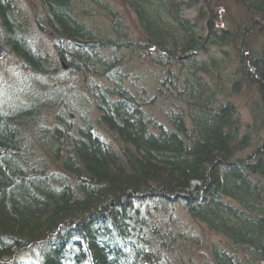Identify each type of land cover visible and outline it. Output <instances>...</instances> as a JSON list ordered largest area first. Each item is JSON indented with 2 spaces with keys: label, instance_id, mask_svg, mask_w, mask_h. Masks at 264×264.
I'll return each mask as SVG.
<instances>
[{
  "label": "trees",
  "instance_id": "obj_1",
  "mask_svg": "<svg viewBox=\"0 0 264 264\" xmlns=\"http://www.w3.org/2000/svg\"><path fill=\"white\" fill-rule=\"evenodd\" d=\"M13 1L0 0L4 47L35 74H51L50 60L24 38ZM87 1L111 14L116 24L113 41L110 35L100 38L94 28L79 20L77 14L88 9ZM201 1L122 0L136 13L144 37L133 43L113 0H40L47 24L41 27L62 41L85 47L60 49L71 76L81 74L83 79L85 73L84 84H88L92 81L89 76L104 72L111 81L93 88L97 122L92 123L94 114L84 111L85 121L75 130L74 120L66 118V108L53 113L59 125L47 121V116L42 120L43 110L56 101L45 92L57 89V83L50 82L47 88L40 83L38 93L12 107L0 105V264L13 258L15 249H31L44 242L60 224H70L71 236L58 242L59 249H43L38 264H122L130 258L125 250L117 247L112 252L103 242L99 244V232L89 233L84 223L91 216L107 215L111 206L116 208L129 198L144 197L157 208L164 205L163 209L177 202L184 204V198L191 206L196 204L198 208L190 212L231 241L230 251L223 246L212 248L216 264H244L245 258L264 264V146L249 157L251 163L235 157L248 144L250 128L243 125L237 107L225 95L227 87L223 88L225 79L221 78L225 72L230 77L241 73V82L252 83L262 93L264 108V37L256 34L258 28L264 29V0ZM140 46L147 54L137 53ZM117 53H123L124 60H115ZM154 53L160 55L158 61L152 60ZM144 57L159 68L171 65L169 74L163 79L160 76L152 96L159 106L170 105L169 112H163L169 127L150 126L149 116L154 112L144 113L141 100L146 101L145 96L134 93L120 77L131 70L135 58ZM262 120L264 126V117ZM97 123L105 128L118 152L104 144V136L95 130ZM28 129L29 135L23 136L22 130ZM32 141L34 147L53 146L49 152L56 154L75 186L65 179L56 189L50 186L47 173L42 175L49 169L45 159L34 163L36 150L27 144ZM33 165L41 169H31ZM192 181L198 183L200 192L189 190ZM130 220L120 221L121 235L130 236ZM157 235L158 239L151 233V239L142 242L152 245L155 241L164 255L171 249ZM70 244L73 250L69 254L73 255L66 261L62 254ZM139 252L142 262L126 263L156 264L147 260L153 254L144 248Z\"/></svg>",
  "mask_w": 264,
  "mask_h": 264
},
{
  "label": "rangeland",
  "instance_id": "obj_2",
  "mask_svg": "<svg viewBox=\"0 0 264 264\" xmlns=\"http://www.w3.org/2000/svg\"><path fill=\"white\" fill-rule=\"evenodd\" d=\"M87 3L88 9L78 12L77 14L79 20L81 22L84 21L90 28H94L96 30V35L100 38H103L101 35L108 37L110 35L109 38H112L111 40L113 41V31H115L116 24H113L114 20L111 18L109 11L104 7L101 8L100 6H95L94 3L89 1H87ZM201 3L205 4V1L202 0ZM112 4L117 7L119 13H121L123 22H126L127 24L128 39L130 42L132 40L133 43H135L139 40V37H143L136 13L133 12L131 8L125 4V2H122V0H113ZM13 5L16 7L17 16L22 21V28L26 34L24 38L26 40L29 39L33 48L37 52L40 51L42 56H45L46 59L50 60L51 63L49 62V70L52 72L51 74L53 76H48L51 74H35L34 71L28 69L23 64V61L20 60L19 56L17 57L14 53H10V51L4 47L2 43L3 40L0 39L3 50H5L4 53L0 52V94L2 96L0 98L3 100L0 103L1 107H3V105L5 107H12L15 103L26 101L25 98L30 97L31 94L35 95L38 93V89L36 90V88L37 86L40 87V83H42L44 88H47L50 82L54 84L57 83V89L52 91L47 90L48 93L45 92L48 98L56 101L51 104V107H47L43 110L42 120L44 121L45 116H47V121L52 120L54 125H59L53 113L64 112V108H66L69 110L66 113V118H72L74 120V125H72L74 130L80 126L83 121H85L86 111H90V115L94 114V117L91 120L93 121V124L96 123L99 112H97V108H95L92 98L94 90L91 88L90 83L84 84V79L86 77L85 73L83 79H81V74L71 76V71L67 70L66 60L60 57L61 47L66 51H72L74 48L83 49L85 47H80V45H78L76 42L71 43L69 41H62L59 37H56L52 31L48 30V28L44 29L41 27V24L43 25L44 23L46 27L47 24L45 16L46 10L41 4L40 0H14ZM229 12H232V9H229ZM108 19H110V23ZM256 34H258L259 37L262 36L263 38L264 29L258 28V33ZM254 38L258 41L262 40L256 37ZM142 39H144V37ZM139 48L140 51H137V53H144L143 55L147 54L145 52V47L140 46ZM98 51L99 54L102 55V52L100 50ZM122 54L123 53H117L115 55V60H117V58L120 62L124 60V56H121ZM133 55L135 54L133 53ZM159 56L160 55L156 53L151 55L153 61H158ZM66 58L69 59V57ZM153 61L145 57L140 60L135 58L131 63V70L129 71V69H127V75H121L120 77L123 80H126L128 83L127 87L130 85V89H132L134 93H138V91H140L141 96H145L146 101L141 100V106L143 110H145L144 113H146L147 116L150 115L148 112H151V110L154 112L153 115L151 114L149 116V120L151 121L150 126L155 125L157 129L162 127V125L169 127V125H166L169 124V120L163 112H169L168 108L170 105L168 106L167 102H164L166 106H159V103H157L155 98L152 97L157 93L156 90H154V87L159 86L160 76H162L163 79V77H165L164 75L169 74V70L171 71L172 68L171 65H164L165 67L159 68L153 64ZM116 72L117 70H115V74ZM98 73H93V77L89 76L88 78L94 82H100L102 86H106L110 83L111 80L109 79V75L107 73L105 79L108 81H106L105 84L102 82L104 80L100 78L105 73ZM222 76L225 79L223 88L226 89L227 87V92H224L225 95H229V100L232 101L237 107L240 117L245 122L243 125H249L248 129L250 128V133L248 134L250 139L247 140L248 144L245 146V148H242L239 152H237L235 157L239 160L243 159L251 163L252 160L249 157L253 155L254 151L257 149V146L253 143V141L256 139V137L261 139L264 136V127H260V124H263L262 119L264 117V108L261 105L263 104V98L260 95L262 93L259 92V94L252 83L247 84L246 81L241 82L242 78H244V76H241V73L230 77L225 72L222 73L221 78H223ZM249 81L251 80L249 79ZM232 82H235V86H233ZM59 84L61 87L60 89ZM69 84H71L70 88ZM228 90H232V93H230ZM39 94L42 95V92ZM144 103H146V105ZM258 108L260 110L259 112L257 110ZM257 114H259L258 118L259 122L261 123L256 122L253 126V121L255 120ZM95 130L101 137L104 136L105 141L103 142L107 148H114V150L117 151L116 144H114L110 137L104 132L105 128L102 125L97 123ZM29 133V129L25 131L22 130L23 136L29 135ZM33 142L34 141L31 143L27 142V144H32L31 147L36 150V152L33 154L34 163H38L42 159H45L49 169L45 170L47 172H43L42 175L47 173L46 179H49L48 183L50 186L56 189L57 187H60L62 179L70 181L71 178L69 177V174L65 172L61 163L57 160L56 154L54 155L53 152H49L51 150L50 148H53V146H48L50 148L44 147L43 149L40 147V144H36L34 147ZM34 168L39 170L41 169L40 165H33L31 169ZM38 172L40 173V171ZM71 183L74 186L76 185V181L74 180H71ZM161 205L157 208L153 202H148L147 198L145 197L144 199L129 198L116 208L111 206V210L107 215H103L101 217L91 216V221L89 219V222L84 224L90 229V231H88L89 233L93 231L99 232V237L97 239V242H101L99 244H102L103 242L105 244L103 245L110 248L112 252L115 251L117 247L125 250L126 255H128L130 258L125 260L119 257L120 260H125L122 261V264H127L126 262H142L144 259L141 252H139L140 249L144 248L147 250L148 248L152 249L157 247L153 246L152 240V245H145L142 242V240H146L147 238L151 239V233L156 234V239H158L157 233H160V240L163 241L161 244H164L163 246H169L173 251L172 254H174L176 257H180L183 264H215L211 244H213V241L222 244L223 241L226 240L222 237L221 241L219 242L220 237H216V235H214L212 232L210 233L207 230L208 227H203L201 223L198 224L195 221V218L189 214L190 212L187 211L185 206H182V203H173L172 206H170V209L168 206L164 207L163 209ZM165 208H167L166 211ZM119 216L121 217L120 219ZM112 218H116L122 222L124 220L125 223H128V221L131 219L128 228V231H130L129 237H127L126 234L121 235L120 221H113ZM146 223H148L147 226H145ZM69 225L70 224H68V226ZM68 226L60 224L56 231H53V233H50L44 239V242H38L36 245L30 246L31 249H29V247L25 249H15L13 251L15 258L7 259L5 264H16L19 262L28 264L29 261L31 262L30 264H38L42 257L41 255L43 249H48L50 246L53 249H59L60 244H58V242L71 236L69 233L71 229H69L70 226ZM71 227L73 228L74 225H71ZM102 227H104V229H102ZM105 229H107L108 232L104 231ZM139 230H141L143 233H141ZM178 230H184V232L188 234V238H191L189 243H181V239L178 240L176 238L175 231ZM77 239L78 241L80 240L79 238ZM129 245H134L135 250H132V247ZM170 245H173V247ZM70 246L71 244L68 246L70 249L66 250L62 254L66 261L70 260L73 255L69 254L73 250V246ZM84 246L83 248H85ZM139 246L142 247L140 248ZM167 264H174V262L169 259Z\"/></svg>",
  "mask_w": 264,
  "mask_h": 264
},
{
  "label": "bare ground",
  "instance_id": "obj_3",
  "mask_svg": "<svg viewBox=\"0 0 264 264\" xmlns=\"http://www.w3.org/2000/svg\"><path fill=\"white\" fill-rule=\"evenodd\" d=\"M156 50V49H155ZM151 52V51H150ZM190 53H188V55H189ZM105 75L106 74H104L103 75V77H102V79L104 80V81H102L104 84L106 83V81H108L107 79H105L106 77H105ZM107 76V75H106ZM109 79H110V77H109ZM111 80V79H110ZM88 83H90V86H91V88L93 89V88H95V87H97V86H102V84H100V82H97V81H95V82H92V81H90V82H88ZM255 122V120L253 121V123ZM257 123H261V122H257ZM260 127H264L263 125H262V123L260 124ZM259 127V128H260ZM246 132V131H245ZM248 133V132H247ZM263 139V140H262ZM253 143L257 146L256 148H258V147H261V146H264V136H263V138H257L256 137V139L253 141ZM191 184H192V187H190L189 188V190L191 191V192H193V193H196V192H200L201 191V188H199L198 187V183L197 182H195V181H192L191 182ZM202 195V194H201ZM184 200V204L182 205V206H185V208L187 209V211H189L190 212V210H194V209H197L198 208V206L195 204V205H190V203H189V200H188V198H184L183 199ZM229 199L226 197L225 198V201H228ZM206 205H208V204H206ZM197 207V208H196ZM190 209V210H189ZM192 217H194L195 218V221L199 224V223H201V225L204 227H208V231L211 233H213L214 235H216V237L218 236V237H220V239H219V242L221 241V239H222V237L226 240V241H223V243L222 244H220V243H218V242H216V241H213V244H211V247L212 248H215V249H218V250H220V248L223 246V248H225V250H228V251H230L231 249L230 248H232V246H231V241H230V239H229V237H227L222 231L220 232L219 230H216L215 228H212V227H209L203 220H201L200 218L198 219L196 216H194L191 212L189 213ZM167 235H169V234H167ZM175 235H176V238L179 240V239H181V243H189V241H190V239L191 238H188V234H186L185 232H184V230H178V231H175ZM157 244V245H156ZM154 243L153 242V246H157V247H155V248H152V249H148V250H146V252L149 254H153L155 257H152V256H150L147 260H149L150 262H153V263H156V264H167V262H168V260L169 259H171L173 262H174V264H183V262L181 261V258L180 257H176V256H174V254H172V252H171V250H168V252L166 253V254H164V255H162L161 254V251L159 252L158 250H157V248H158V246H159V244L158 243ZM130 247H132V248H135L134 247V245H129ZM171 247H173V245H170ZM219 246H221V247H219ZM230 247V248H229ZM233 249V248H232ZM132 250H134V249H132ZM245 258V257H244ZM146 260V259H145ZM234 264H236L235 262H233ZM243 263L244 264H253V261L250 259V260H247V258H245V261H243ZM216 264V263H215ZM259 264H263V263H259Z\"/></svg>",
  "mask_w": 264,
  "mask_h": 264
},
{
  "label": "water",
  "instance_id": "obj_4",
  "mask_svg": "<svg viewBox=\"0 0 264 264\" xmlns=\"http://www.w3.org/2000/svg\"><path fill=\"white\" fill-rule=\"evenodd\" d=\"M0 52L2 53H4L5 52V50H3V47H2V45H1V42H0Z\"/></svg>",
  "mask_w": 264,
  "mask_h": 264
}]
</instances>
